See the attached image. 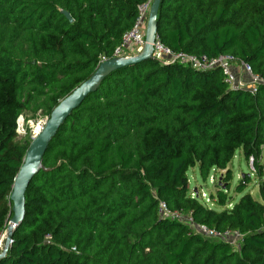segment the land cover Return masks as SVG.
Instances as JSON below:
<instances>
[{"label":"trees","instance_id":"trees-1","mask_svg":"<svg viewBox=\"0 0 264 264\" xmlns=\"http://www.w3.org/2000/svg\"><path fill=\"white\" fill-rule=\"evenodd\" d=\"M145 1L0 0V230L28 147L16 138L17 118L49 116L114 58ZM156 35L173 51L230 53L264 78V0H161ZM263 144L264 84L232 90L217 68L155 58L116 69L51 139L0 264H264V185L261 202L247 192L217 212L189 194L186 175L197 164L206 178L241 150L254 159L250 174L263 177ZM160 201L238 231V248L160 216Z\"/></svg>","mask_w":264,"mask_h":264},{"label":"built area","instance_id":"built-area-1","mask_svg":"<svg viewBox=\"0 0 264 264\" xmlns=\"http://www.w3.org/2000/svg\"><path fill=\"white\" fill-rule=\"evenodd\" d=\"M151 3L152 0H146L138 6L135 22L129 30L123 33L120 44L114 51V57L135 55L143 49L145 44L146 22ZM152 56L160 62H178L179 64L189 66L196 70L217 68L223 75V81L232 90H248L251 93H256L258 86L264 84V78L259 73L254 72L248 63L239 61L230 53L220 54L216 57L208 58L206 55H196L183 51H173L169 47L165 46L160 38L156 35L155 41L153 43ZM102 61H105V58L101 59L99 63ZM237 68H239L240 73L237 72ZM20 116L16 121V133L18 136L22 134L21 131L23 132L24 129L23 126L19 125ZM46 118L47 116L43 118L42 121H38L36 123L37 125L35 128H33L30 136L31 140L41 131ZM261 149L262 153L260 156V164L264 171V144L261 146ZM253 161V157L250 156L248 158V163L252 173L255 172ZM191 196L196 195L195 193H192ZM158 212L162 217L181 221L183 223L185 221V224H187L193 231L208 239L224 240L232 243L234 239L239 240L241 238V234L236 230L219 231L217 229L208 227L205 224L195 223L190 215H185L180 212H173L168 209L164 201L159 202ZM5 238L6 229L0 230V253L1 250H4ZM1 245H3V248Z\"/></svg>","mask_w":264,"mask_h":264},{"label":"water","instance_id":"water-1","mask_svg":"<svg viewBox=\"0 0 264 264\" xmlns=\"http://www.w3.org/2000/svg\"><path fill=\"white\" fill-rule=\"evenodd\" d=\"M161 0H152L145 28V44L143 49L130 56L114 57L99 63L94 72L85 81L77 85L70 93L64 96L59 103L52 109L49 116L45 119L41 131L30 141L23 161L14 177L9 200L12 204L9 224L6 228V238L4 250L0 253V259L5 256V251L12 241L14 229L20 225L25 215V191L33 177L44 169L42 158L47 150L51 139L55 136L59 127L63 124L73 109L78 107L82 101L91 93L97 90L101 82L111 72L123 66L137 63L153 58V43L156 37L157 12ZM69 21L72 17L63 11Z\"/></svg>","mask_w":264,"mask_h":264},{"label":"rangeland","instance_id":"rangeland-1","mask_svg":"<svg viewBox=\"0 0 264 264\" xmlns=\"http://www.w3.org/2000/svg\"><path fill=\"white\" fill-rule=\"evenodd\" d=\"M237 72L240 73L239 68ZM46 116L25 114L21 115L19 119V125L23 126V132L17 140L23 142L31 141V133L33 128L36 127L38 121H42ZM27 145V146H28ZM263 162V160H262ZM251 168L248 160L243 155L241 150H237L232 160L226 165L225 169H213L206 178L199 175L197 164L189 168L186 175L189 183V194L195 193L199 201L204 203L206 207L214 209L217 212H222L226 209H230L235 202L244 194L249 192L251 197L261 202L259 189L261 185H264V176L260 177L256 174L254 176L250 174ZM244 174H250L249 180L247 179L246 186L241 192L237 191V185L242 180ZM218 191H222L224 200L222 202ZM185 223V221H184ZM48 241V240H46ZM232 243L236 248L239 246V240L234 239ZM3 248V245H1ZM3 250H1L2 252Z\"/></svg>","mask_w":264,"mask_h":264}]
</instances>
